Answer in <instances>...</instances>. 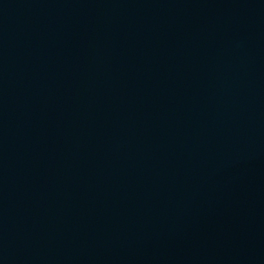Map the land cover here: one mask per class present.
Instances as JSON below:
<instances>
[{"label": "water", "instance_id": "water-1", "mask_svg": "<svg viewBox=\"0 0 264 264\" xmlns=\"http://www.w3.org/2000/svg\"><path fill=\"white\" fill-rule=\"evenodd\" d=\"M0 264H264V0H0Z\"/></svg>", "mask_w": 264, "mask_h": 264}]
</instances>
